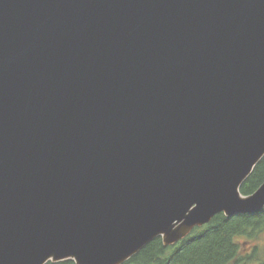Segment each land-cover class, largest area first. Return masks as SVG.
Wrapping results in <instances>:
<instances>
[{"label":"water","instance_id":"95a60500","mask_svg":"<svg viewBox=\"0 0 264 264\" xmlns=\"http://www.w3.org/2000/svg\"><path fill=\"white\" fill-rule=\"evenodd\" d=\"M264 0H0V264H125L264 211Z\"/></svg>","mask_w":264,"mask_h":264},{"label":"trees","instance_id":"16d2710c","mask_svg":"<svg viewBox=\"0 0 264 264\" xmlns=\"http://www.w3.org/2000/svg\"><path fill=\"white\" fill-rule=\"evenodd\" d=\"M264 183V159L241 188L243 195L254 194ZM264 230V211L231 218L216 216L204 228L175 246L165 247L161 238L150 243L125 264H243L241 250ZM49 264H76L74 261Z\"/></svg>","mask_w":264,"mask_h":264},{"label":"rangeland","instance_id":"374dc122","mask_svg":"<svg viewBox=\"0 0 264 264\" xmlns=\"http://www.w3.org/2000/svg\"><path fill=\"white\" fill-rule=\"evenodd\" d=\"M244 242L243 244V248L245 245L248 246H257L258 248V254L257 256H255L252 260L250 261H245L243 264H257L260 263L264 260V230L262 232H260L255 239L250 240L245 242L244 240H242Z\"/></svg>","mask_w":264,"mask_h":264},{"label":"flooded vegetation","instance_id":"af4514ba","mask_svg":"<svg viewBox=\"0 0 264 264\" xmlns=\"http://www.w3.org/2000/svg\"><path fill=\"white\" fill-rule=\"evenodd\" d=\"M257 254H258L257 246L250 247L248 245H245L244 248H242L241 250V258L242 260H245V261L252 260L255 256H257ZM257 264H264V260Z\"/></svg>","mask_w":264,"mask_h":264},{"label":"bare ground","instance_id":"6f19581e","mask_svg":"<svg viewBox=\"0 0 264 264\" xmlns=\"http://www.w3.org/2000/svg\"><path fill=\"white\" fill-rule=\"evenodd\" d=\"M244 184H245V183H244ZM263 184H264V183H263ZM263 184H262V185H263ZM262 185H261V186H262ZM244 196H246V195H244ZM249 196H250V195H249ZM223 215H224V214H223ZM224 216H225V215H224ZM225 217H226V216H225ZM233 217H234V216H233ZM230 218H231V217H230ZM212 221H213V220H212ZM208 225H209V224H208ZM206 226H207V225H206ZM206 226H204V227H206ZM204 227H202V228H204ZM202 228H201V229H202ZM195 230H196V229H195ZM195 230H194V231H195ZM194 231L192 232V234L194 233ZM192 234H191V235H192ZM191 235H190V236H191ZM187 238H188V237H187Z\"/></svg>","mask_w":264,"mask_h":264}]
</instances>
